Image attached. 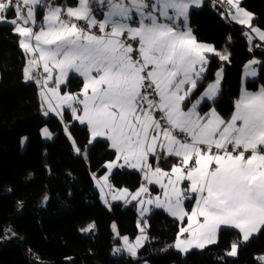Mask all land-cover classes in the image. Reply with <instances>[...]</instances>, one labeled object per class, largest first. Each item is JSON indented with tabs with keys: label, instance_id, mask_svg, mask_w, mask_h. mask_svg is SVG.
Here are the masks:
<instances>
[{
	"label": "snow or ice",
	"instance_id": "snow-or-ice-1",
	"mask_svg": "<svg viewBox=\"0 0 264 264\" xmlns=\"http://www.w3.org/2000/svg\"><path fill=\"white\" fill-rule=\"evenodd\" d=\"M222 2L229 5L227 16L248 29L244 35L249 42L250 34L264 42V30L253 25L254 15L241 7L242 0ZM192 6L202 7L203 0H75V6L0 0V24L13 27L19 46L30 56L24 76L40 86L45 115L55 111L63 121V111L57 109L67 107L74 121L87 125L89 144L99 137L110 142L116 156L105 165L110 172L128 167L143 174L145 183L135 193L115 190L108 176L101 178L103 184L98 181L105 203L108 187L112 200L130 197L128 202L140 205L141 235L135 243L117 231L124 250L134 258L148 239V221L143 217L151 209L145 204L187 219L174 245L185 253L217 243L221 226L238 230L243 242L264 234V87L256 93L242 90L229 120L215 107L201 114L208 101L215 103L223 78L221 68L196 95L207 79V54L221 61L229 57L197 41L188 24ZM40 11L44 15L37 31ZM99 11L102 20L94 15ZM80 21L86 27H80ZM258 63L246 65L245 74L255 77L252 65ZM70 72L83 78V87L75 94H61L60 86ZM64 130L72 139L68 125ZM43 135L51 138L47 129ZM72 144L80 153L74 139ZM171 158L178 162L166 171L160 162L171 163ZM148 185H159L163 198L143 199L149 194ZM189 198L195 199L190 213L184 207ZM94 227L89 224L81 231ZM112 227L116 230L115 224ZM238 247L239 242L231 243L226 256H237ZM255 259L264 264V254Z\"/></svg>",
	"mask_w": 264,
	"mask_h": 264
},
{
	"label": "trees",
	"instance_id": "trees-1",
	"mask_svg": "<svg viewBox=\"0 0 264 264\" xmlns=\"http://www.w3.org/2000/svg\"><path fill=\"white\" fill-rule=\"evenodd\" d=\"M59 3L67 5L75 0ZM241 7L254 15L253 25L264 30V0H242ZM189 26L198 42L210 44L229 57L221 61L207 54V79L196 94L199 96L223 68L220 94L201 112L215 107L222 118H228L240 93L241 74L252 58L259 60L258 77L248 81L246 88L255 91L264 87V52L249 50L246 30L228 19L214 0H204L200 9L191 10ZM25 61L13 27L0 24V264H257L255 257L264 254V234L242 243L236 230L221 229L217 243L183 256L173 247L179 223L159 209L149 214L148 239L137 256L118 255L115 249L119 242L112 240V224L116 223L121 237L131 240L139 230L134 204L105 205L96 187L97 179L107 172L106 163L115 160V151L103 140L87 147V127L72 120L68 112L63 121L55 115L45 118L38 85L24 79ZM81 87L82 80L70 76L61 89L77 92ZM65 124L80 153L74 150ZM43 127L53 134L51 141L42 139ZM168 164L160 162L162 167ZM110 182L114 188L134 192L142 178L135 171L115 169ZM89 224L95 227L81 231ZM233 242H239L238 254L228 257L226 252Z\"/></svg>",
	"mask_w": 264,
	"mask_h": 264
},
{
	"label": "crops",
	"instance_id": "crops-1",
	"mask_svg": "<svg viewBox=\"0 0 264 264\" xmlns=\"http://www.w3.org/2000/svg\"><path fill=\"white\" fill-rule=\"evenodd\" d=\"M65 1V0H64ZM60 5H63V6H75V3H69V4H64V3H62V4H60ZM43 15H44V12L43 11H40L39 12V14H38V19H37V21L38 20H43ZM95 17H96V19H98V20H102L103 18H104V16H103V13L98 17V16H96L95 15ZM9 19H11V18H9ZM231 20V19H230ZM231 21H233V20H231ZM233 22H235V21H233ZM236 23V22H235ZM238 24V23H237ZM238 25H240V24H238ZM240 26H242L244 29H245V26H243V25H240ZM39 30V29H38ZM37 30V31H38ZM246 32H248V31H246ZM255 39H257V40H259L258 39V37H256V35L255 34H251ZM19 40H20V37H19ZM262 42V41H261ZM207 45H210V44H207ZM210 46H212V45H210ZM213 47V46H212ZM20 49L23 51V53H24V55L26 56V61H25V65H24V68L25 67H27L28 66V60H29V58H30V56H29V54H26L25 53V51L20 47ZM220 52V51H219ZM222 54H225V55H227V53H224V52H221ZM208 54H211V53H208ZM38 55V54H37ZM228 56V55H227ZM258 66H259V63L258 64H255L253 67L255 68V71L256 72H258ZM24 68H23V70H24ZM38 70H40V72L41 73H43V67H42V65H40L39 66V68H38ZM35 71H37V70H34V73H35ZM219 71V70H218ZM217 71V72H218ZM216 72V73H217ZM23 75H24V71H23ZM54 75H55V73H54ZM70 76H75V77H78L79 79H81L82 80V87H83V78L81 77V76H79V74H77V73H75V72H70L69 73V77ZM257 76V75H256ZM252 77V76H250V77H248V76H245V74H244V70H243V72H242V74H241V87H240V93H239V96H238V98L236 99V101L239 99V97H240V95H241V92H242V90H247V88H246V83L248 82V81H252V80H256V78L258 77ZM69 77H68V79H69ZM215 78H216V75H215ZM24 79H25V76H24ZM26 80V79H25ZM215 80V79H214ZM27 82H33V80H26ZM63 85H65V84H62L61 86H60V90H61V94H63V93H65V92H71V93H73V94H75V93H78L81 89H82V87L80 88V90H78L77 92H73V91H70V90H67V89H61V87L63 86ZM52 86H55L54 84L52 85ZM39 89V95H40V102H41V108H42V111L45 113V109L47 108V105H42V98H41V88H38ZM261 89V87L259 86V87H257V89L255 90V91H249V90H247L248 92H250V93H256V92H258L259 90ZM205 91V90H204ZM203 91V92H204ZM202 92V93H203ZM201 93V94H202ZM235 101V102H236ZM208 102H212V101H208ZM52 103L53 104H55L56 103V101L55 100H53L52 101ZM77 107L78 108H81V110H82V105H77ZM57 111H63V114L65 113V112H68L69 114H70V117H71V119H72V114H71V110L70 109H68L67 107H63L62 109H57ZM209 111V110H208ZM207 111V112H208ZM234 111H235V106H234ZM234 111L232 112V114L234 113ZM204 113H206V112H201V114H204ZM48 114L49 115H55V116H57V117H59L60 118V116L59 115H57V112H55V111H49L48 112ZM81 114H82V112H81ZM232 114L230 115V117H228V118H223V119H225V120H229L230 118H231V116H232ZM61 119V118H60ZM73 120V119H72ZM85 126L87 127V125L85 124ZM87 129H88V127H87ZM178 161H177V159L176 158H172V162L170 163V164H168V165H166V167H162L164 170H166V171H170V169H171V167H172V164H175V163H177ZM122 163V162H121ZM153 164L155 165V161L153 160ZM115 169H120L121 170V167H117V168H115ZM114 169V170H115ZM113 170V171H114ZM112 171V172H113ZM111 172V173H112ZM110 173V174H111ZM110 174L108 175V178H109V180H108V183L110 184V185H112L111 184V182H110ZM99 182H100V184H103V181L101 180V178H98L97 179ZM183 186L184 187H187V181H185L184 182V184H183ZM113 187V186H112ZM151 187H154L155 189H156V191H152V189H151ZM121 189V188H120ZM99 190V189H98ZM150 190H151V197H153V195H155L156 193H158L159 194V192H160V187L158 186V185H150ZM108 191H109V189H108V187H104V194L106 195V199H108V203L109 204H112L113 202H117V200H111L110 199V197H108L109 196V194H108ZM132 193V192H131ZM101 194V193H100ZM148 195V194H147ZM145 196V195H144ZM101 197H102V194H101ZM131 199L129 198L124 204L127 206V205H130V204H136V201H131V202H128V201H130ZM188 202H190V205H189V207H187V206H185L186 208L185 209H187V211L190 213L191 212V210H192V208L195 206V199H193L192 198V200L190 201V200H187ZM133 205V206H134ZM151 207H153V209H157V208H155L153 205H150V209H151ZM135 208V207H134ZM152 209V210H153ZM136 210V209H135ZM151 210V211H152ZM159 210H162V211H164L165 213H167L171 218H173L174 220H176L178 223H179V225H180V227L181 226H187V219L185 218L183 221H181V220H179V219H177L176 217H173V216H171L167 211H165L164 209H159ZM151 211L148 213V214H145V215H149L150 213H151ZM225 228H227V227H225V226H221V228L219 229V231L221 230V229H225ZM227 229H231V228H227ZM233 230H235V229H233ZM219 231H218V234H219ZM237 232H238V230H236ZM255 234H253V236H254ZM119 242V241H118ZM241 242H243L242 240H241ZM117 249H120V251H116L117 253H118V255L119 254H122V253H124V254H126V255H129V253L128 252H126L125 250H123L122 248H121V246H120V243H119V245L118 246H116V249L115 250H117ZM130 256V255H129ZM132 257V256H131Z\"/></svg>",
	"mask_w": 264,
	"mask_h": 264
},
{
	"label": "rangeland",
	"instance_id": "rangeland-1",
	"mask_svg": "<svg viewBox=\"0 0 264 264\" xmlns=\"http://www.w3.org/2000/svg\"><path fill=\"white\" fill-rule=\"evenodd\" d=\"M203 3H204V0H203ZM60 4V3H59ZM201 7H199V8H197V7H195V6H192L191 8H190V11H189V14H190V12H191V10H198V9H200ZM249 12V11H248ZM228 19H230L229 17H228ZM233 22V21H232ZM233 23H235V22H233ZM188 24H189V20H188ZM237 24V23H236ZM245 30L246 31H248V29L245 27ZM193 34V33H192ZM199 43H202V42H199ZM203 44H206V43H203ZM253 60H256V61H259L258 59H256V58H252L251 60H249L247 63H246V65H248L251 61H253ZM246 65H245V68H244V74H245V72H246ZM255 65V64H254ZM254 65H252V67L254 66ZM254 68V67H253ZM255 69V68H254ZM220 70V69H219ZM245 76H247L246 74H245ZM257 76H258V72H257ZM256 76V77H257ZM248 77H250V76H248ZM257 79V78H256ZM252 81H255V80H252ZM68 90V89H67ZM60 92H61V90H60ZM43 116L45 117V118H47L48 116H49V114H47V115H45V113L43 112ZM78 122V121H77ZM79 123V122H78ZM80 124V123H79ZM82 125V124H81ZM83 126H85V124L83 125ZM44 129H47L48 130V132L49 133H51L50 131H49V129L47 128V127H43L42 129H41V137H42V139L44 140V141H51L53 138H54V136H53V134L51 133V138L49 139V138H47L45 135H43V130ZM89 131V130H88ZM68 136V135H67ZM69 138V137H68ZM70 140H72V139H70ZM97 140H103V141H107L106 140V138H103V137H99V138H97ZM95 142V141H94ZM93 142V143H94ZM108 143H109V146H110V142L109 141H107ZM92 143V144H93ZM92 144H88V146L87 147H89V146H91ZM25 145H26V138H24L23 140H22V143H21V146H22V149H24L25 148ZM111 148V147H110ZM112 149V148H111ZM156 163V162H155ZM155 166V165H154ZM114 170V169H113ZM113 170H111V172L113 171ZM121 170H129V171H135V172H137V173H139L140 175H141V178H142V183L140 184V186L142 185V184H144L145 183V181H144V179H143V174L141 173V172H139L138 170H135V169H132V168H128V167H121ZM108 169H107V172L104 174V175H102V176H100L99 178H102V177H104V176H108L110 173H111ZM140 186L134 191V192H132V193H135L139 188H140ZM159 186V185H158ZM96 187H97V189H99V191H100V193H101V188H100V186L98 185V180L96 181ZM160 187V186H159ZM114 188V187H113ZM148 188H149V194L148 195H151V190H150V185H148ZM115 190H119V189H117V188H114ZM121 189H124V188H121ZM129 191V190H128ZM130 192V191H129ZM108 194H109V196L108 197H110V199L112 200V196H111V194L109 193V191H108ZM104 196L106 197V195L104 194ZM156 196H161V198H163V195H162V189L160 188V192H159V194L158 193H156L155 195H153V197H156ZM102 198V201L104 202V204L105 205H108V206H110L111 204H109L108 202V199H107V203H105V198L104 197H101ZM130 197H126V198H121V199H119V200H117V202H113V203H125L128 199H129ZM143 199H145V200H147L148 198H145L144 196L142 197ZM131 199V198H130ZM187 200H192V198H189V199H187ZM187 200H185L184 201V207L186 206V202H187ZM112 203V204H113ZM154 206V205H153ZM134 207H135V209H136V211H137V213H138V221L141 219V213H140V210H139V208H140V205L138 204V202H136V204L134 205ZM145 207H147V208H149L150 207V205H147V204H145ZM186 208V207H185ZM158 209V208H157ZM186 211H187V209H185ZM149 213V212H148ZM148 213H146V214H148ZM113 224H115L116 225V223H113ZM112 224V225H113ZM181 228V227H180ZM225 229H227V228H225ZM138 230H139V228H138ZM111 231H112V240L114 241V242H116V241H119V243H120V246H121V248L124 250V248H123V243H122V241L119 239V238H117V231H118V228H117V225H116V230H113V227H111ZM8 234H11V229H7V231H6ZM141 235V233H140V230H139V234L136 236V238L137 237H139ZM121 237V236H120ZM124 237V236H123ZM136 238L134 239V240H131V239H129V241L130 242H132V243H135V240H136ZM177 240V239H176ZM176 240H175V242H176ZM175 242L173 243V247H174V249L176 250V251H178V252H180L183 256H185V252H182V251H180V250H178L174 245H175ZM145 243V242H144ZM143 243V244H144ZM242 243H246V242H242ZM191 250H200V249H196V248H191V249H189V251H191ZM188 251V252H189ZM127 252V251H126ZM187 252V253H188Z\"/></svg>",
	"mask_w": 264,
	"mask_h": 264
},
{
	"label": "built area",
	"instance_id": "built-area-1",
	"mask_svg": "<svg viewBox=\"0 0 264 264\" xmlns=\"http://www.w3.org/2000/svg\"><path fill=\"white\" fill-rule=\"evenodd\" d=\"M214 1H215V2H216V3L222 8L224 14L227 15V12H228V10H229V5H228L226 2H222V0H214ZM49 2L55 4V3H57V2L59 3V0H49ZM97 7H99V6L97 5ZM102 13H103V11L95 12V14L98 15V16L101 15ZM64 19H67V17H64ZM41 23H42V20H41V19L38 20V21H36L37 27H36L35 30H38V29H39V26L41 25ZM79 26H80V27H86L84 21H80V22H79ZM94 31L96 32L97 35L100 34L99 31H98V29H96V30H94ZM245 33H246V32H245ZM250 35H251V34H250ZM247 43H248V47L251 48V50H257V51H263V52H264V42H261V41L255 39V38L253 37V39H252L251 42H249V40L247 39ZM257 45H260V46L257 47ZM38 71H39V73H41L40 70H38ZM41 74H43V73H41ZM33 83H34L35 85H37L36 82H35V80H33ZM157 118H159V114H157ZM65 125H66V124H65ZM165 126H167V125H165ZM248 155H250V153H248ZM144 197H145V198H148L149 195L145 194ZM152 209H153V207H151V210H152ZM148 217H149V215H145L143 218L146 219V220H148ZM140 220H141V219H140ZM140 220H139V221H140ZM139 221H138V222H139Z\"/></svg>",
	"mask_w": 264,
	"mask_h": 264
},
{
	"label": "water",
	"instance_id": "water-1",
	"mask_svg": "<svg viewBox=\"0 0 264 264\" xmlns=\"http://www.w3.org/2000/svg\"><path fill=\"white\" fill-rule=\"evenodd\" d=\"M38 88H40V86H38Z\"/></svg>",
	"mask_w": 264,
	"mask_h": 264
}]
</instances>
